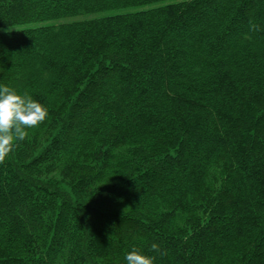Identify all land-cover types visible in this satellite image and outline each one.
Here are the masks:
<instances>
[{
    "label": "trees",
    "instance_id": "1",
    "mask_svg": "<svg viewBox=\"0 0 264 264\" xmlns=\"http://www.w3.org/2000/svg\"><path fill=\"white\" fill-rule=\"evenodd\" d=\"M0 85V264H264V0H0Z\"/></svg>",
    "mask_w": 264,
    "mask_h": 264
},
{
    "label": "clouds",
    "instance_id": "2",
    "mask_svg": "<svg viewBox=\"0 0 264 264\" xmlns=\"http://www.w3.org/2000/svg\"><path fill=\"white\" fill-rule=\"evenodd\" d=\"M252 29L259 30L252 25ZM48 118V110L29 95H19L7 86L0 85V163H3L16 147L14 141H23L28 128H34ZM152 250L160 252L157 244ZM166 255V251L161 253ZM155 257L142 255L133 249L125 255L126 264H154Z\"/></svg>",
    "mask_w": 264,
    "mask_h": 264
}]
</instances>
